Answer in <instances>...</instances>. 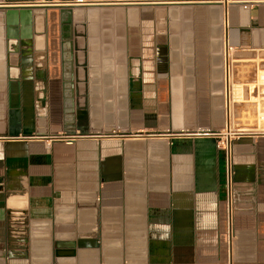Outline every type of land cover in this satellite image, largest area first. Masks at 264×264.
<instances>
[{
  "label": "crops",
  "instance_id": "1",
  "mask_svg": "<svg viewBox=\"0 0 264 264\" xmlns=\"http://www.w3.org/2000/svg\"><path fill=\"white\" fill-rule=\"evenodd\" d=\"M228 47L255 82L264 0H0V264H227ZM233 168L230 262L264 264V132Z\"/></svg>",
  "mask_w": 264,
  "mask_h": 264
},
{
  "label": "built area",
  "instance_id": "2",
  "mask_svg": "<svg viewBox=\"0 0 264 264\" xmlns=\"http://www.w3.org/2000/svg\"><path fill=\"white\" fill-rule=\"evenodd\" d=\"M264 73V71H262ZM234 70L233 62L230 56V48H226L223 53V82H224V108L226 111L225 122L223 129L218 133L209 134L210 137L216 141V147L223 153V177L225 187V205H226V231H225V246L227 254V264L230 262L232 254V246L234 239V230L232 226V206L234 198V168H233V144L234 141L244 136L249 132L251 127L241 125L234 121V104H246L250 102L251 97L255 100L257 98L264 99V79L262 75L257 76V80L250 84L240 85L242 90L240 93L239 103L234 102L232 98V87L230 78L233 81ZM257 116V115H256ZM260 120L263 117L260 116ZM258 128V124L256 125ZM259 129V128H258ZM264 132L263 130H260Z\"/></svg>",
  "mask_w": 264,
  "mask_h": 264
},
{
  "label": "water",
  "instance_id": "3",
  "mask_svg": "<svg viewBox=\"0 0 264 264\" xmlns=\"http://www.w3.org/2000/svg\"><path fill=\"white\" fill-rule=\"evenodd\" d=\"M33 7H27L25 9L19 8H4V20L6 25V32L8 38H14V39H22L27 40L29 39V33H30V27L32 25V22H36L37 16H44V12L42 10L41 13H38L37 11H32ZM66 12V13H65ZM65 14H70L69 10L66 9H60L59 11V20L62 24L69 23L70 17H65ZM39 20V19H38ZM69 28V26L67 27ZM21 31L20 37H18V31ZM23 47L27 46L26 44H22ZM28 50H24V52H27ZM66 58L70 61V56H66ZM23 63L26 64L30 62V59L28 57L22 58ZM67 70L70 71V65L68 62ZM204 137V136H199ZM202 140V139H198Z\"/></svg>",
  "mask_w": 264,
  "mask_h": 264
},
{
  "label": "rangeland",
  "instance_id": "4",
  "mask_svg": "<svg viewBox=\"0 0 264 264\" xmlns=\"http://www.w3.org/2000/svg\"><path fill=\"white\" fill-rule=\"evenodd\" d=\"M263 74L264 73L259 72L258 76L260 77ZM233 81L235 84H239L235 82L234 77H233ZM240 106L241 104H234L233 112H234L235 123L241 125H247L248 127H252V128L256 127V125L258 124L259 130L264 131V99L263 100L259 98L255 100L250 99L249 103L243 104L242 113L240 112ZM260 116L263 117V120H260L261 118Z\"/></svg>",
  "mask_w": 264,
  "mask_h": 264
},
{
  "label": "bare ground",
  "instance_id": "5",
  "mask_svg": "<svg viewBox=\"0 0 264 264\" xmlns=\"http://www.w3.org/2000/svg\"><path fill=\"white\" fill-rule=\"evenodd\" d=\"M262 79H264V74L262 75ZM233 81L231 80V78H230V84H231V87H232V98H233V101L235 102L236 101V99L240 96V90L239 89H236V90H239V92L238 91H236V92H238V93H236L235 92V86H234V84L232 83ZM155 144V143H154Z\"/></svg>",
  "mask_w": 264,
  "mask_h": 264
}]
</instances>
